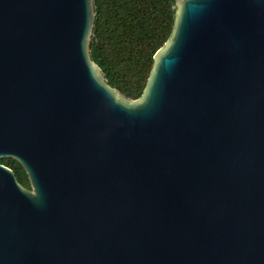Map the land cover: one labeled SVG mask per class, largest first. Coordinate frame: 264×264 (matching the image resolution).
Wrapping results in <instances>:
<instances>
[{
  "label": "water",
  "instance_id": "95a60500",
  "mask_svg": "<svg viewBox=\"0 0 264 264\" xmlns=\"http://www.w3.org/2000/svg\"><path fill=\"white\" fill-rule=\"evenodd\" d=\"M94 0H0V264H264V0H175L130 100Z\"/></svg>",
  "mask_w": 264,
  "mask_h": 264
},
{
  "label": "trees",
  "instance_id": "16d2710c",
  "mask_svg": "<svg viewBox=\"0 0 264 264\" xmlns=\"http://www.w3.org/2000/svg\"><path fill=\"white\" fill-rule=\"evenodd\" d=\"M91 59L108 84L130 100L142 95L155 53L171 35L175 0H94ZM0 164L30 190L24 169L13 159Z\"/></svg>",
  "mask_w": 264,
  "mask_h": 264
}]
</instances>
